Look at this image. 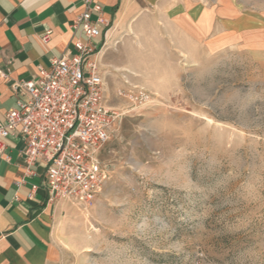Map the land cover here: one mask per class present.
Wrapping results in <instances>:
<instances>
[{
    "label": "rangeland",
    "instance_id": "obj_1",
    "mask_svg": "<svg viewBox=\"0 0 264 264\" xmlns=\"http://www.w3.org/2000/svg\"><path fill=\"white\" fill-rule=\"evenodd\" d=\"M98 59L120 120L61 264H264V0H162Z\"/></svg>",
    "mask_w": 264,
    "mask_h": 264
},
{
    "label": "built area",
    "instance_id": "obj_2",
    "mask_svg": "<svg viewBox=\"0 0 264 264\" xmlns=\"http://www.w3.org/2000/svg\"><path fill=\"white\" fill-rule=\"evenodd\" d=\"M68 27L72 49L52 58L29 80L12 83L15 103L0 121V157L5 140L20 136L27 166L45 163L46 202L85 208L108 180L100 155L120 115L107 105L98 59L104 42L97 40L109 27L101 5L81 0V10ZM49 36L40 39L46 43ZM6 78L0 71V79Z\"/></svg>",
    "mask_w": 264,
    "mask_h": 264
},
{
    "label": "crops",
    "instance_id": "obj_3",
    "mask_svg": "<svg viewBox=\"0 0 264 264\" xmlns=\"http://www.w3.org/2000/svg\"><path fill=\"white\" fill-rule=\"evenodd\" d=\"M96 1L109 25L97 40L101 44L113 25L162 0ZM80 10L81 0H0V71L7 76L0 79V121L14 107L12 83L29 80L52 58L72 49L68 24ZM45 33L50 36L43 43L40 38ZM5 144L0 157V264H61L58 218L70 205L46 202L45 163L37 160L27 166L20 136L7 138Z\"/></svg>",
    "mask_w": 264,
    "mask_h": 264
}]
</instances>
